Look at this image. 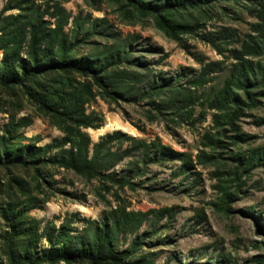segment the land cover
Returning <instances> with one entry per match:
<instances>
[{
	"label": "trees",
	"instance_id": "obj_1",
	"mask_svg": "<svg viewBox=\"0 0 264 264\" xmlns=\"http://www.w3.org/2000/svg\"><path fill=\"white\" fill-rule=\"evenodd\" d=\"M64 1L55 0L41 7L35 0H5L0 9V86H21L27 99L42 111V118L62 133L60 138L41 147L23 144L26 137L19 131L31 119L23 116L15 120L10 115L0 135V167L32 166L37 172L44 171L46 166L61 168L88 181L94 179L104 191L111 187L134 190L140 186L134 179L144 175L146 163L180 162L177 176L193 166L191 157L172 150L158 138L147 142L119 130L92 142L84 129L99 128L103 118L93 111L86 112V106L96 97L109 103L145 100L148 112L153 114L148 119H160L168 114L189 117L198 104L212 110L215 132L203 135L201 144L208 151L200 150L196 162L213 163L221 157L222 150L228 153L232 167L226 172L212 173L217 179L213 185L217 197L212 205L222 214L230 213L232 202L240 198L242 176H248L264 164V142L242 148L253 136L242 132L238 125L239 118L256 108L259 99H264V0H126L125 6L138 13L156 12L157 18L171 27L170 34L176 40L179 33H194V28L184 21L167 20L164 14L202 9L220 2H247L245 10L256 21L251 24V32L240 41L239 48L227 49L234 59L228 75L219 87L210 86L207 92L203 88L211 81L209 76L224 68L220 61L200 60L199 71L193 76L186 71L166 76L161 71H153L150 61L134 56L139 49H145L150 54H160L159 60H163L168 55L159 47L150 44L143 47L136 43L138 36L121 38L108 32L104 17L94 22L88 16H71L63 6ZM11 10L18 13L5 14ZM70 22L71 27L65 32L64 27ZM103 25H106L103 29H97ZM93 35L109 38L110 44L101 46L90 41ZM79 36L83 37L80 41ZM202 38L218 54L226 50L220 49L221 46L238 41L235 30L229 28L205 33ZM86 41H90V49L82 52L79 43ZM200 90L205 97L196 94ZM256 124L264 125V116L257 117ZM124 159H128L125 167L116 171L115 167ZM174 209L134 211L121 204L103 211L99 220L85 219L87 225L74 235L70 226L72 219L58 226L47 222L39 231L36 222L27 220L25 205L20 209L19 204L6 203L0 211L8 220L0 245V264H156L158 253L151 251V247L171 244L174 239L155 237L154 242L144 241L158 233L155 226L160 220L172 221ZM196 218L203 220V214L197 213ZM143 225L150 230L139 233ZM127 234L132 239L121 249L119 238ZM42 237L48 246L39 248ZM143 246L148 250L142 249ZM256 248H262V252L254 254L248 264H264V244ZM169 260L175 264H232L220 252L212 261L181 262L174 254Z\"/></svg>",
	"mask_w": 264,
	"mask_h": 264
},
{
	"label": "rangeland",
	"instance_id": "obj_2",
	"mask_svg": "<svg viewBox=\"0 0 264 264\" xmlns=\"http://www.w3.org/2000/svg\"><path fill=\"white\" fill-rule=\"evenodd\" d=\"M4 2L5 0H0V9ZM53 2L55 0H35L34 3L43 7L45 3ZM126 2V0H66L63 6L71 16H88L90 20L104 17L108 25L107 31L121 38L138 36L136 43L143 47L147 44L159 47L162 53L168 55L163 60H159L160 54H150L145 52V49H139L134 56L139 55L145 61H150L153 71H161L166 76L180 71H186L193 76L199 71L200 60L220 61L224 68L209 76L212 79L204 86L205 92L210 86L217 88L222 84L228 75L230 64L234 62L227 49L239 48L240 41L251 32V24L256 21L245 10L247 2L245 4L220 2L202 9L164 14L167 20L184 21L194 28V33H179L176 40L173 34H170L171 27H166V24L157 18L156 12L138 13L132 7H126ZM16 13L17 10H11L5 14ZM46 18L49 19L47 16ZM96 23L99 24L97 21ZM106 25L97 29H103ZM70 27L71 22L64 27V31L67 32ZM226 28L235 30L238 41L232 42L231 46H221L220 49L226 50L218 54L211 44L203 40L202 35ZM81 39L83 37L79 36L78 40ZM90 41L103 46L110 44L111 40L93 35ZM89 42L79 43V50L85 52L90 49ZM1 55L0 51V59ZM183 80L179 81L182 85ZM201 92L200 90L196 94L205 97ZM259 101L256 108L248 110L247 114L238 120L241 131L253 136L249 144L241 145L242 148L264 142V125L256 124V118L264 116V99ZM147 109L145 100L109 103L96 97L86 106V112L93 111L97 117L101 116L102 125L97 129L87 128L84 131L92 142H97L100 136L115 130L147 142L158 138L172 150L186 153L191 157L193 166L188 171L176 176L175 173L181 169L180 162L168 161L162 164L148 162L144 167V175L134 179L135 182H140V186L134 190L128 187L120 190L111 187L109 191H104L94 179L88 181L70 170L46 166L44 171L37 172L32 166L8 169L0 167V211L6 203L19 204L20 209L25 205L27 220L32 224L33 221L36 222L39 231L47 222L58 226L67 219H72L71 233L76 235L87 225L85 219L99 220L103 211L121 204L127 210L134 211L175 207L172 221L166 223L164 219L160 220L155 226L158 233L144 241L154 242L155 237L174 239L171 244L150 246L151 251L158 253L156 264H163L166 260L169 264H175L169 260V256L173 254L181 262L189 259H196L199 262L212 261L219 252L229 258L232 264H248L254 254L262 252V248L256 247L264 244V164L252 170L248 176H242L241 190L238 193L240 198L232 202L230 213L222 214L212 205L217 197L213 187L217 179L212 173L216 170L226 172L232 167L231 161L227 159L228 153L222 150L221 157L213 163L198 164L195 158L200 150L208 151V148L201 144L203 135L206 132H215L212 129V110L197 104L189 117L168 114L164 118L148 119V116L153 114ZM10 115H13L15 120L23 116L31 119V123L19 131L26 137L23 144L31 143L41 147L62 136L55 126L42 118V111L27 99L21 86H0V135L3 132L2 126L7 123ZM106 124L114 126L101 130ZM115 124L124 129L115 128ZM127 161L128 159L121 161L115 170L120 171ZM114 194L118 197L117 200ZM246 210L250 213L248 214ZM1 213L0 245L8 222ZM197 213L203 214V220L196 218ZM148 230L149 226L143 225L139 233ZM131 239L132 236L128 234L119 238V247L126 248ZM38 246L47 247L48 242L42 237ZM142 249L148 250V247L143 246Z\"/></svg>",
	"mask_w": 264,
	"mask_h": 264
},
{
	"label": "bare ground",
	"instance_id": "obj_3",
	"mask_svg": "<svg viewBox=\"0 0 264 264\" xmlns=\"http://www.w3.org/2000/svg\"><path fill=\"white\" fill-rule=\"evenodd\" d=\"M113 126H114V125H113ZM113 126H111L110 124H106L104 127L101 128V130L106 129V128L109 129L110 127H113ZM119 127H120V126H117V124H115V128H117V129H122V130L124 129V128H121V127L119 128Z\"/></svg>",
	"mask_w": 264,
	"mask_h": 264
}]
</instances>
